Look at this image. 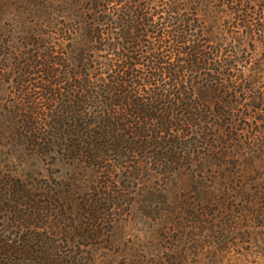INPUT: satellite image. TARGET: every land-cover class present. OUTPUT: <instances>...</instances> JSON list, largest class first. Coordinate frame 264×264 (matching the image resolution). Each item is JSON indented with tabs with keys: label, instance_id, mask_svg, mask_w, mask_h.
<instances>
[{
	"label": "trees",
	"instance_id": "16d2710c",
	"mask_svg": "<svg viewBox=\"0 0 264 264\" xmlns=\"http://www.w3.org/2000/svg\"><path fill=\"white\" fill-rule=\"evenodd\" d=\"M79 2L34 1L16 55L21 102L5 119L50 165L90 170L94 187L78 213L67 205L82 192L75 173L38 197L8 187L14 232L0 230V264H91L67 261L60 241L97 240L100 216L135 184L150 186L140 197L151 218L264 228V0ZM20 195L29 213L16 211Z\"/></svg>",
	"mask_w": 264,
	"mask_h": 264
},
{
	"label": "rangeland",
	"instance_id": "374dc122",
	"mask_svg": "<svg viewBox=\"0 0 264 264\" xmlns=\"http://www.w3.org/2000/svg\"><path fill=\"white\" fill-rule=\"evenodd\" d=\"M34 1L0 0V198H3L0 204V230L8 232H14V228L7 226L11 218L5 212L10 209L6 205L8 187L15 193L23 192L27 187L30 194L38 197L40 186L54 191L57 185H69L67 178L75 173L81 179L82 192H77L72 205H67L73 213H78V208H84L82 200L87 197L86 191L94 187L92 182L96 180L90 170L50 165L43 157L30 152L5 119L8 111L21 102L20 88L17 87L19 59L16 55L24 51L23 46L33 33L29 28H34L37 23ZM89 5L88 0H80L77 8L83 11ZM79 22L82 23V18ZM27 50L25 48L24 52ZM155 183H159L160 188L166 185L161 180H155ZM149 189L148 185L135 184L129 189L132 194L128 193L123 202H118L121 206L111 212L113 216H105L106 220L100 216L102 230L97 240L87 244L76 238L68 248L60 241L63 253L71 256L67 261L81 256V261L91 264H264V228L253 222L251 227H246L242 220L237 221V227L229 225V222L224 227L226 219L216 217L203 219L199 223L184 214L175 218H151L144 211L149 205L140 197ZM184 189L183 186L175 189L179 198L187 194ZM96 197V193H93V201ZM24 200L20 195L18 201L23 207H17L16 211L29 213L31 209L26 207ZM63 205L65 203L58 202L56 208ZM218 225L220 228L216 227ZM220 229L225 232L223 243L215 239V232L218 233ZM58 231L62 234L60 227ZM63 236H60L61 239H65Z\"/></svg>",
	"mask_w": 264,
	"mask_h": 264
}]
</instances>
